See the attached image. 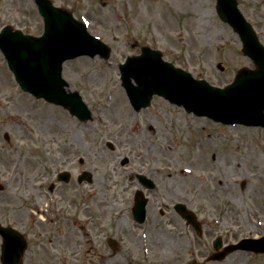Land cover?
Wrapping results in <instances>:
<instances>
[{
    "label": "rangeland",
    "instance_id": "rangeland-1",
    "mask_svg": "<svg viewBox=\"0 0 264 264\" xmlns=\"http://www.w3.org/2000/svg\"><path fill=\"white\" fill-rule=\"evenodd\" d=\"M51 1L85 21L88 30L111 47V55L107 60L81 56L64 63L62 74L69 87L77 89L94 112L92 121L82 123L62 107L22 91L0 52V77L7 78L5 84L0 81V222L26 235L28 252L42 256L54 252L53 260L58 261L66 251L68 264H81L86 252L93 258L96 247L109 248L104 238L91 235V229L85 233L81 204L109 208L120 197L118 207L102 218L111 222L114 211L121 222L131 221L126 194L137 186L128 185L130 174L144 170L157 186L152 192L157 196H150L149 203L156 205L149 214L152 225L146 226L147 232L151 230V250H165L160 264H264V253L245 250L221 261L207 259L217 236L225 243L264 235V128L225 126L204 118H192L190 127L189 114L157 96L137 113L119 80L120 62L141 45L160 49L164 59L216 85L230 82L240 67L254 68L242 54L237 34L219 20L215 0ZM237 1L264 44V0ZM5 23L33 35L43 27L32 0H0V26ZM108 141L115 146L113 152ZM76 155L83 157V164ZM124 155L131 172L120 164ZM57 164L71 172L68 183L57 182ZM184 167L191 172L182 173ZM81 170L92 173V183L76 179ZM52 182L59 186L54 192L39 187ZM34 191L44 199L57 194L68 215L56 212L49 221L36 217L33 199L27 195ZM172 192L186 198L196 212L203 228L200 237L179 217L164 224L167 230L157 228L159 220H168L157 214L156 209L166 205L155 199L170 205L177 199ZM125 231L135 234L140 229L135 232L132 225ZM162 238L163 249L158 244ZM125 240L130 245L131 239Z\"/></svg>",
    "mask_w": 264,
    "mask_h": 264
},
{
    "label": "water",
    "instance_id": "water-1",
    "mask_svg": "<svg viewBox=\"0 0 264 264\" xmlns=\"http://www.w3.org/2000/svg\"><path fill=\"white\" fill-rule=\"evenodd\" d=\"M36 2L46 22V35L36 41L30 39L29 36L12 35L9 31L7 33L3 30L0 33V47L8 59L9 67L24 89L48 100L67 102L66 105L72 112L82 118L89 117L88 111L76 93H72L73 96L67 99L60 98V96L65 97L63 93L65 90L62 88L64 82L60 79V65L64 59L76 54L93 56L99 52L103 57H108L109 49L99 40L89 36L83 26L74 23L67 11L54 8L47 0H36ZM217 10L224 20L237 29L236 20L239 16L235 0H217ZM5 37L14 41L11 42ZM46 43H50L53 50L51 53L42 54L40 52L46 47ZM243 43L244 53L253 59L257 68L254 71L246 68L240 69L236 74L238 80L225 89L215 90L202 80H194L188 73L177 70L171 64L164 62L159 52L146 47L143 48L140 56L129 58L122 65L123 85L134 102L142 93H145L147 102L153 93L164 94L177 102L185 101L183 103L187 106L203 107L222 119L225 115L229 117L232 115L246 124L264 125V48L256 42L253 44L251 40L243 39ZM34 56L38 57L36 63L33 61ZM29 59L31 61H28ZM27 69L45 73L31 77L30 72L24 73ZM129 72L138 83L137 87L130 83ZM246 80L252 81L250 86L252 88L240 92L239 88L245 84ZM256 84L259 85L256 86ZM185 97L187 100H182ZM196 97L206 105L198 106L199 101ZM0 232L4 238L2 250L4 263L13 264L16 258L18 264L17 258L21 255L23 245L19 244L16 235H12L6 228L0 227ZM243 243L246 246L250 245L247 247H252L251 245L257 247L256 251H264V241L251 239L243 240ZM235 247L241 246L233 245L229 247V250Z\"/></svg>",
    "mask_w": 264,
    "mask_h": 264
},
{
    "label": "flooded vegetation",
    "instance_id": "flooded-vegetation-1",
    "mask_svg": "<svg viewBox=\"0 0 264 264\" xmlns=\"http://www.w3.org/2000/svg\"><path fill=\"white\" fill-rule=\"evenodd\" d=\"M69 154L66 155L65 157H68ZM60 162L63 164L62 160ZM130 186H139V184L137 183V185H135L134 183H130ZM39 187L43 188V186H39ZM58 187L59 186H49L48 188L51 191H54ZM119 198L117 200L114 199L109 208H107L106 204L105 205H99V204L94 205L91 203H88V204L82 203L81 204V207H83L82 214L86 219L85 224L83 225V228L86 230L85 233L86 232L89 233L88 230L91 229V235H93V237L97 239L99 238L106 239L109 237H112V238L116 237L117 239L119 237H122L123 239L130 238L131 239L130 246L122 247L121 245H118V243H116L113 249L96 247L95 249L92 250L93 258H90L88 256V253L86 252L83 256L81 264H140L141 260H144V258L143 259L140 258V255L142 254L141 234L140 232L138 233L135 231V228L143 229L144 223L139 224L132 217L133 216L132 215V208H133L132 205L134 203V200L127 198V200L130 202L128 212L130 214L131 221L126 220V222L121 223L122 219H120L119 217L116 218L114 216V211L111 214V219H112L111 222H105L102 218V216L105 215L106 212L108 211L111 212L113 208L118 207L117 205H119V203L122 200ZM25 200H27V198ZM157 200L159 199H155V201ZM59 201L62 202L64 200L59 199L58 202ZM149 203H150V200L148 201V204H147V213L148 211L152 212L155 209V206H152V204L150 206ZM173 205L174 203L171 204V207L166 206V211H163V209L161 208L158 209V213L161 216H164L165 212L169 213L167 219H169L170 223L173 221V217L178 216ZM32 207L36 211V214H35L36 217H38L39 219L44 217L48 221L52 220L55 217L57 211L59 212L62 211V210H57L56 205L49 204L47 202V199H44L43 194L40 193L39 191L33 192V206ZM93 209L97 212V214L93 211ZM64 211L65 213H68L66 210ZM35 216H32L34 217V220H36ZM149 224L152 225V223L150 222V219H149ZM132 225H133L134 231L137 233V234L135 233L136 235L129 231H125L126 227H130ZM149 232H151V230H149ZM149 232H148L149 239L150 241H152V236L149 234ZM158 237L159 236H154V239H157ZM67 255L68 254L65 251L60 254V256L58 257V261H54L53 259L57 258L56 257L57 253L48 252L42 256V255H39V253L27 252L24 254L23 260L26 264H68Z\"/></svg>",
    "mask_w": 264,
    "mask_h": 264
},
{
    "label": "bare ground",
    "instance_id": "bare-ground-1",
    "mask_svg": "<svg viewBox=\"0 0 264 264\" xmlns=\"http://www.w3.org/2000/svg\"><path fill=\"white\" fill-rule=\"evenodd\" d=\"M6 80H7L6 77H0V81L2 82V84H5L6 83ZM161 251H165V250H161Z\"/></svg>",
    "mask_w": 264,
    "mask_h": 264
}]
</instances>
